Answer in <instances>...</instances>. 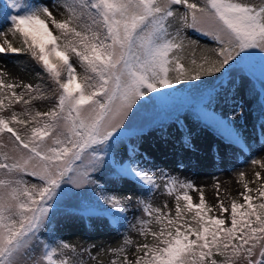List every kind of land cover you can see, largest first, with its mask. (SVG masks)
<instances>
[{"label":"rangeland","instance_id":"rangeland-1","mask_svg":"<svg viewBox=\"0 0 264 264\" xmlns=\"http://www.w3.org/2000/svg\"><path fill=\"white\" fill-rule=\"evenodd\" d=\"M12 1L10 10L0 8V72L7 82L32 86L34 81L2 55L15 46L14 18L38 17L54 29L66 12L61 0ZM161 7L160 14L140 24L132 37L128 58L132 64L119 60L122 45L110 39V72L114 68L116 77L108 76L100 96L78 112L81 125L87 128L95 121L102 136L116 130H142L138 160L127 175L114 176L115 166L105 153L112 143L97 149L103 153L84 151L73 160L70 143L76 124L62 111L55 127L31 149L37 150L34 153L0 134V150L8 162L0 172V252L10 245L0 264H50L42 238L52 216L89 209L101 200L103 191L107 197L132 196L133 208L125 212L129 221L136 212L141 218L153 211L173 215L180 203H205L211 214L229 223L231 200H242V195H253L264 185V142L257 143L252 135V109L257 100L264 105V95L250 86L264 77V0H163ZM72 63L69 77L76 78L83 65L75 57ZM226 81L232 88L204 108L223 123L221 135L204 128L190 133L195 127L190 122L192 108L203 106L204 96ZM49 107L42 106L41 111L47 113ZM179 112L189 129L187 145L164 138L153 124L156 118ZM56 141L68 142L67 151L52 160L50 147ZM24 170L34 174L27 177L25 191L20 188ZM150 182L155 188L147 200L139 185ZM36 203L43 205L33 221ZM17 213L23 221L8 236L2 221ZM82 233L74 225L62 231L84 264H134L141 253L132 245L144 238L140 228ZM126 238L130 243L122 250ZM260 247L239 256L235 264H261Z\"/></svg>","mask_w":264,"mask_h":264},{"label":"trees","instance_id":"trees-1","mask_svg":"<svg viewBox=\"0 0 264 264\" xmlns=\"http://www.w3.org/2000/svg\"><path fill=\"white\" fill-rule=\"evenodd\" d=\"M10 1L0 0V8L10 10ZM162 1L61 0L66 17L54 25L55 32L47 29L37 18L17 17L12 23L11 32L15 46L2 55L31 78L34 84L21 86L7 82L0 72V134L13 145L31 150L55 127L58 112L62 111L69 121L76 124V135L70 143L73 160L78 159L84 151L103 153L97 149L102 144L112 143L113 148L105 153L115 166L114 176L126 175L129 167L138 160L142 131L116 130L102 136L96 132L95 121L87 128L83 127L78 112L85 103L100 96L108 76L111 79L116 77L114 68L110 72V39L114 37V41L122 45L119 60L127 61V65L132 64L133 60L128 59L131 39L140 24L160 14ZM72 57L83 65L82 73L76 78L69 77ZM226 82L204 96L203 109L209 103L217 102L227 88H232L230 81ZM251 84L253 90H261L264 95V77L263 82L255 79ZM256 102L254 108L258 116L255 117L252 132L259 137L256 142L262 143L264 106L258 100ZM46 105L50 107L44 113L41 107ZM105 112L106 109L103 114ZM180 113L156 118L153 124L158 125L164 138L176 144H186L189 129L179 119ZM190 119L195 126L191 127L190 133L195 134L206 128L214 136L220 134L221 126L208 113H197L192 108ZM67 143L54 142L49 158L60 159L67 151ZM35 151L31 150L33 153ZM121 158L122 163L117 165ZM41 159L45 160L46 156L42 154ZM7 163L5 154L0 150V172ZM22 172L20 188L25 191L27 177H34V174L28 170ZM152 190L153 187L139 188L140 194L145 195L147 200ZM101 196V200L92 202L89 209L57 212L52 216L46 235L42 238L50 264H84L74 244L62 235V231L71 225L85 235L97 229L123 232L129 228H140L144 238L138 244H132L141 252L134 264H235L239 256L252 253L259 244L262 251L259 260L264 264V187L257 195H248L244 201L231 200L229 224L225 218L212 215L204 203H180L173 215L153 211L141 218L136 212L129 221L125 212L133 208L131 195L107 197L103 191ZM21 200L22 196L19 197ZM42 203H36L33 221ZM21 221L23 216L20 213L4 218L2 222L8 236ZM123 243L122 250L130 240L126 238ZM9 249L10 245L7 244L0 252V263L5 260Z\"/></svg>","mask_w":264,"mask_h":264},{"label":"bare ground","instance_id":"bare-ground-1","mask_svg":"<svg viewBox=\"0 0 264 264\" xmlns=\"http://www.w3.org/2000/svg\"><path fill=\"white\" fill-rule=\"evenodd\" d=\"M14 43H15V42H14ZM262 106H264V105H262ZM255 110H256V109H255L254 106H253V109H252V113H253L252 128H253V123H254V121H255V117L258 116V114L255 112ZM252 135H253V137L255 138V140L259 138V137L257 136V134H252ZM232 145H235V143L232 142ZM263 187H264V185H262V186L258 189V191H257L255 194H253V195H251L250 193H246V194L242 195V196H243V199H242V200H240L239 198H234L233 200L244 201L248 195L251 196V197L257 195V194L259 193L260 189L263 188ZM255 248H256V247H255ZM255 248H254V249H255ZM261 253H262V251H261V247H260V254H259V256H258V261H259V262H260L259 258H261V257H260Z\"/></svg>","mask_w":264,"mask_h":264}]
</instances>
